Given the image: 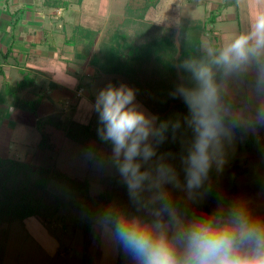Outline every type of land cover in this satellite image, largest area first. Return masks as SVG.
Here are the masks:
<instances>
[{
	"label": "clouds",
	"instance_id": "1",
	"mask_svg": "<svg viewBox=\"0 0 264 264\" xmlns=\"http://www.w3.org/2000/svg\"><path fill=\"white\" fill-rule=\"evenodd\" d=\"M258 5L264 0H251L249 32L236 36L218 53L209 49L210 63L183 65L197 85L178 89L189 109L187 124L195 134L182 158L183 183L165 155L157 156L169 122L157 125V117L140 110L134 104V90L123 84H109L96 98L93 107L102 125L98 135L111 144V161L135 209L129 213L110 206L103 215V228L135 264H264V217L254 214L247 201L225 205L220 200L210 213L190 214L174 201L169 188L184 191L188 203L210 194L209 172L214 164L222 172L225 163L222 138L230 136L237 123L246 122L241 109L231 127L225 124L231 115L223 104L227 83L252 66L257 92L254 125L264 127V6ZM213 66L220 72L219 83ZM179 127V121L171 123L173 134Z\"/></svg>",
	"mask_w": 264,
	"mask_h": 264
},
{
	"label": "trees",
	"instance_id": "2",
	"mask_svg": "<svg viewBox=\"0 0 264 264\" xmlns=\"http://www.w3.org/2000/svg\"><path fill=\"white\" fill-rule=\"evenodd\" d=\"M49 1L53 0H44L46 7H52ZM159 1L146 0L142 8L129 9L128 17L120 21L112 31H106L100 40L98 50L92 53L91 50L98 38L97 31L79 29L67 43L74 47L76 56L88 60L95 70V77H99L100 74L111 75L110 84L117 86L125 83L124 85L134 90L135 97L154 113L157 125L169 122L166 138L157 146V156L165 155V162L174 166L183 183L185 172L182 158L187 156L195 134L187 124L189 109L183 97L179 95L178 89L182 86L187 88L197 86L191 72L183 67L186 61L210 63L212 57L203 49L202 43L203 37L211 34L214 29L212 18L215 16L212 13L211 19L208 20L183 18L178 26H160L145 19L147 10L156 6ZM237 2L238 0H223L218 4L217 10L221 11ZM79 44H82L81 48ZM212 49L216 53L219 52L216 44L212 45ZM108 55H111L112 59L106 61L105 59L110 57ZM102 65L107 67V71L99 73L98 69ZM213 70H216L217 82H221L219 70L215 66ZM25 84L26 79L16 85L5 81L0 90V98H3L0 102L9 98L11 102L8 103L11 106L36 114L42 102V95L38 94L32 99L21 98L19 93L26 88ZM14 94L15 99L12 97ZM223 104L229 109L224 96ZM176 121L180 122V127L173 134L171 123ZM225 124L231 127L228 116L225 118ZM47 125L62 130L70 140L95 153L104 143L98 135V128L94 129L92 122L67 120L63 118V113L55 112L38 117L36 121V127L41 133L39 149L46 150L49 146V136L44 131ZM222 143L225 163L222 172H217L215 164L209 172L210 194L196 203H188L186 193L176 189L179 196L174 201L182 208L186 207L190 214L210 213L215 210L220 200L225 205L236 202L238 192L236 181L249 173L246 159L243 160L244 158L241 159L238 155L250 152L255 144H264V140L259 138L258 132H251L248 137H243L238 127L234 126L231 127L230 136L222 138ZM108 147L110 156L112 155L110 143ZM115 172L114 176L102 178L104 190L101 193L91 195L88 179L70 177L56 165L46 167L18 158L0 156V264L4 262L12 223L33 216L51 221L64 206L68 205L74 206L79 212L78 207L81 206L82 200L87 206L84 209L87 214L83 230L85 240L83 255L85 264H91L90 246L93 242L91 232L95 222L89 216L100 212L103 217L110 206H116L129 213L135 211L127 187L122 177L117 175L119 171L116 166ZM53 181L73 188L80 197L79 200L73 202L63 194L54 193L52 188L56 184H52ZM117 249L119 264H135L118 242Z\"/></svg>",
	"mask_w": 264,
	"mask_h": 264
},
{
	"label": "rangeland",
	"instance_id": "3",
	"mask_svg": "<svg viewBox=\"0 0 264 264\" xmlns=\"http://www.w3.org/2000/svg\"><path fill=\"white\" fill-rule=\"evenodd\" d=\"M41 1L44 2V0ZM222 1L160 0L156 6L147 10L145 19L160 26L173 27L178 26L183 18L208 20L211 19V15L214 13L215 17L212 18L214 29L211 34L203 37L202 46L204 50L208 51L212 49L213 44H216L218 51H220L236 36L250 31V13L252 11L251 0H238L236 4L219 11L217 6ZM49 4L52 6L48 7L49 15L58 17L59 21L62 22L57 27L58 21L55 20L57 18H48V20L53 21L51 25H54L55 33H57V28L65 30L66 36L64 35V38L61 36L60 41L63 42V47L69 49V57L80 59L81 63L86 66L85 68L88 67V71L91 72L93 67L88 63V60L82 59L78 55L76 56L74 47L68 44L67 40L79 29L94 30L97 31L98 38L91 53L98 50L100 40L105 32L112 31L120 21L128 17L129 9L138 10L142 8L146 4V0H53ZM260 6L264 5H258V7ZM78 46L81 48L82 44ZM108 56L110 57H107L106 61L112 59L111 55ZM102 68L103 70H101ZM98 70L99 73L101 71L104 73L107 71V67L102 65ZM100 76L101 74L94 80L88 76L84 79L85 83L88 82V96L85 95L92 101L91 104L88 102H81L80 105L71 103L70 107L80 106V108L77 111L75 110V112L68 110V118L83 123L92 122L94 129L100 128L102 125L99 122V114L94 110L93 106L101 89L107 87L112 80L111 75ZM12 82H14V79ZM120 85L122 83L116 87ZM76 94L78 96L82 95L83 91L77 89ZM256 95V71L254 66L250 67L240 77L233 78L227 83V92L224 95L226 105L246 104L250 113V123L245 120L246 122L243 125L238 126L243 137H248L252 130L255 129L260 130L264 136V127L254 125V101ZM6 96L4 95V97ZM12 97L15 99V94ZM1 103L7 107L11 106L8 103ZM134 104L144 111L146 115L155 116L136 97L134 98ZM53 106L56 109L62 108V102L54 103ZM16 108L19 111L26 112L22 108ZM29 114L32 115L33 113L29 112ZM33 115L35 116V114ZM46 127H44V130H46ZM18 129L21 131L22 138L27 141L24 146H14L15 149L11 151L10 158L16 156L23 161L28 160L46 167L56 164L70 177L88 179L91 195H98L104 190L102 178L116 174L115 165L111 161V155L109 156L108 142H104L97 153L69 138L58 144L55 142L53 148L52 145H49L47 147L49 150H39L38 144L41 140V133L37 127L30 120H26ZM18 134L16 133V135ZM238 157L244 158L243 160L246 159L249 173L236 181L238 190L236 194L237 201L241 199L247 201L254 214L264 217V210H255V208L253 210L254 199L250 200L251 198L249 197V192L259 190L264 192V144H255L250 152L241 153ZM73 168L76 172L74 174H72ZM117 175H120V173L118 172ZM53 183L54 185L56 184L52 188L54 193L63 194L73 202L79 200L78 198L80 197L73 188L55 181ZM169 188L173 199L178 198V190L172 189L171 186ZM263 205L264 202L260 206L263 207ZM260 206L256 205V209H260ZM85 207L87 206L82 200L81 206L78 207L80 209L79 212L76 211L74 206L68 205L64 206L51 221L33 216L23 221L12 223L3 264H85L83 255L85 246L83 230L86 223L85 214H87L84 212ZM98 214L89 216L95 222L91 232L93 239L90 246L91 264H119L117 241H115L113 235L104 230L102 214L100 212Z\"/></svg>",
	"mask_w": 264,
	"mask_h": 264
},
{
	"label": "crops",
	"instance_id": "4",
	"mask_svg": "<svg viewBox=\"0 0 264 264\" xmlns=\"http://www.w3.org/2000/svg\"><path fill=\"white\" fill-rule=\"evenodd\" d=\"M48 9L41 0H0V90L5 81L16 85L26 79V88L19 93V96L32 99L38 94L42 95V102L35 116L28 111H26L28 113L19 111L16 107H7L0 102L1 157L10 158L14 146L26 144L27 140L22 138L18 129L26 120H30L36 127L38 117L55 112L63 113V118L67 116L64 119L73 120L68 118V110L75 112L80 106L70 107L71 103L80 105L81 102L90 104L92 102L86 97L88 82L85 83L84 79L87 76L92 80L96 79L94 69L89 72V68H85L80 59L69 57V49L63 47L64 44L60 41L61 36L63 38L64 35L66 36L65 30L57 28L55 33L54 25H51L53 21L48 18H57L55 19L58 21L57 27L62 21L60 22L58 17L50 16ZM77 89L82 90L83 94L78 96ZM8 102H11V99L7 98L3 103ZM57 102H62V108L56 109L53 106ZM229 109L230 122L235 112L242 109L245 120L250 123V113L246 104L229 106ZM241 125L243 123H237L235 126ZM44 131L49 136V145H52V148L55 142L58 144L68 138L62 130L54 126L47 125ZM252 132H258L259 138L264 140L260 130L255 129ZM74 172L73 168L72 174ZM249 197L250 200L254 199L253 210L254 208L264 210V205L260 206L264 202L263 190L249 192ZM256 205L261 208L256 209Z\"/></svg>",
	"mask_w": 264,
	"mask_h": 264
}]
</instances>
